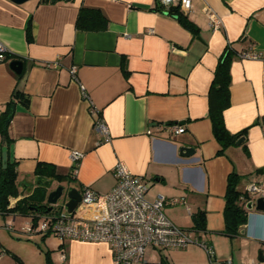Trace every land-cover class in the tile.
Wrapping results in <instances>:
<instances>
[{
    "label": "crops",
    "instance_id": "crops-1",
    "mask_svg": "<svg viewBox=\"0 0 264 264\" xmlns=\"http://www.w3.org/2000/svg\"><path fill=\"white\" fill-rule=\"evenodd\" d=\"M155 4L0 0V42L14 56L0 62V113L16 87L29 98L28 107L17 105L9 126L20 189L11 206L35 192L38 163L72 173L73 182H66L70 187L81 191L89 186L106 194L116 185V164L123 162L152 183L149 200L159 195L183 200L164 208L179 227L191 228L193 215L205 212L206 230L196 235L212 246L215 259L226 260L230 252L233 264H256V251L264 252V212L247 209V223L231 239L224 232V209L231 173L241 176L242 192L251 183L264 189V173L258 172L264 167V59L239 56L243 51L264 56V0H192L185 13L199 28L198 35L154 11ZM81 7L99 9L107 27L78 29ZM209 9L220 18L217 29L212 28ZM228 45L239 55L230 66V106L224 119L231 133L248 128L249 154L237 144L218 153L209 116L214 71ZM13 60L23 62L21 79L10 67ZM98 118L108 128V140L95 127ZM175 125L185 131L176 133ZM181 146L194 148V155L182 157ZM76 151L82 156L74 170ZM51 190L50 185L44 202ZM9 216L19 215L3 217ZM185 217L191 226L179 224ZM44 241L55 264H114L106 243L61 241L52 235ZM168 250L171 257L164 255L172 264H210L200 245Z\"/></svg>",
    "mask_w": 264,
    "mask_h": 264
},
{
    "label": "built area",
    "instance_id": "built-area-1",
    "mask_svg": "<svg viewBox=\"0 0 264 264\" xmlns=\"http://www.w3.org/2000/svg\"><path fill=\"white\" fill-rule=\"evenodd\" d=\"M159 1L165 7L179 6L183 12L192 8V0ZM208 15L212 28H219L221 22L218 15L211 9ZM5 51L0 42V62L1 54ZM239 56L243 59H264L263 55L254 51H243ZM71 72L75 77L76 68L73 67ZM90 109L92 114H97L93 105H90ZM95 127L106 140L109 139L108 128L102 119H96ZM173 128L176 133L185 131L180 125ZM81 156V152L72 153L75 164ZM114 175L116 185L108 193L101 194L85 186L79 190L82 198L73 212H69L66 207L67 198L62 204L58 201L51 211L30 216L31 222L23 228V233L33 236L52 235L61 241L70 239L106 243L111 248L114 264L141 263L148 247L159 250L183 249L191 243H197L214 256V251L194 231L179 227L166 216L165 206L181 203L182 199L159 195L155 200H149L146 194L152 183L133 174L123 162L116 164ZM245 192L250 195V201H255L262 196L264 189L257 183H251ZM7 227L13 229L11 222ZM193 234L196 235L195 239ZM60 260H65L63 251ZM214 264H217L216 260ZM222 264H232V261L226 260Z\"/></svg>",
    "mask_w": 264,
    "mask_h": 264
},
{
    "label": "trees",
    "instance_id": "trees-1",
    "mask_svg": "<svg viewBox=\"0 0 264 264\" xmlns=\"http://www.w3.org/2000/svg\"><path fill=\"white\" fill-rule=\"evenodd\" d=\"M49 2L50 0H41ZM154 11L167 14L175 18L184 28L192 32L194 35L199 34V28L189 19L185 12L179 6L171 5L165 7L159 0L153 7ZM108 20L104 14L95 8L81 7L77 17L76 26L81 30L98 31L107 27ZM28 41H32L30 27L27 29ZM238 54L233 46L228 45L221 55L218 64L214 71V77L209 91V116L212 121V130L214 137L220 144L218 153H223L226 148L236 145V142L241 137H246L248 128L243 129L238 133H231L225 124L224 111L230 106V85L231 73L230 66L233 58ZM239 55V54H238ZM14 56L7 51L1 54V61L13 59ZM23 73L18 75V79L22 78ZM29 106V98L19 88H15L10 96L9 101L5 104L4 110L0 113V214L7 215H22L32 216L37 213L46 212L49 204L45 201V197L52 181L58 182H73L72 173L61 174L56 166L48 163H38L35 174L40 177L39 183L35 188V192L31 196L23 197L11 206L10 199L18 197L20 194L18 184L17 161L11 156V145L14 139L10 136L9 126L16 113L17 105ZM246 154H249L246 140L241 144ZM7 151L8 159L6 167H3L2 153ZM74 170L77 168L74 165ZM259 173H264V167L258 170ZM242 178L236 173H231L228 176L227 190L225 194V234L231 239L239 235L240 229L247 223L248 210L247 202H250L251 197L247 192H242L239 189V184ZM195 224L187 229L195 233L204 232L206 230V214L204 211L196 212L193 215ZM49 235L42 236L45 240ZM208 244V243H207ZM208 246L213 250L212 246ZM41 248V246L39 245ZM43 251V250H42ZM208 254V253H207ZM18 264H24L22 259L14 255ZM210 264H214V256L209 255ZM46 264H55L51 258V251H45ZM145 264H172L167 256L162 255L158 261H147Z\"/></svg>",
    "mask_w": 264,
    "mask_h": 264
},
{
    "label": "rangeland",
    "instance_id": "rangeland-1",
    "mask_svg": "<svg viewBox=\"0 0 264 264\" xmlns=\"http://www.w3.org/2000/svg\"><path fill=\"white\" fill-rule=\"evenodd\" d=\"M59 185H63L65 189L68 188L69 186L66 182L60 184V182L58 181H53L51 183L52 189L56 188ZM65 199L66 196H62L59 199L58 203L62 204ZM186 216L189 217L188 214ZM188 217H185V219L179 224L182 225L183 227L191 226L192 220L191 219L189 220ZM31 219H32L31 217L19 215L13 221L12 216L4 218L0 214V255H1L0 264H18V261L14 255L21 257V259L24 261L25 264H46L45 251L48 250L47 242L42 240L41 236L38 235L33 236L23 233V228L26 226L28 222H31ZM9 222H11L13 229H9L7 227V224ZM195 237L196 235L193 234L194 239ZM39 245L41 246V248L39 247ZM193 245H198V244L191 243L187 247ZM170 253H172V251L168 249L159 250L153 247H148L144 255V261L139 264H145L146 261H150V262L158 261L160 257L164 254H167L169 255V257H171ZM261 254L264 255V252L262 250L256 251L255 254L256 264H264V260L261 261L262 258ZM230 256L231 253L229 252V254L225 257L226 260L232 261ZM215 260L217 264H222L224 261H226L221 259L219 256H217Z\"/></svg>",
    "mask_w": 264,
    "mask_h": 264
},
{
    "label": "water",
    "instance_id": "water-1",
    "mask_svg": "<svg viewBox=\"0 0 264 264\" xmlns=\"http://www.w3.org/2000/svg\"><path fill=\"white\" fill-rule=\"evenodd\" d=\"M16 3H24L29 0H12ZM62 0H50L51 3H55ZM69 1V0H64ZM11 69L17 74H21L23 71V62L21 60H13L10 62ZM246 140L245 137H241L237 140L236 144L241 145ZM179 153L182 157H190L194 155L195 149L191 147L181 146L179 147ZM8 159L7 151L2 153L3 167H6V162ZM64 192V186L59 185L53 190H51L47 195V203L49 204V208L47 212L51 211L54 204H56L62 196H66L67 202L66 207L69 212H73L75 208L81 201V192L76 187H70L66 194ZM246 208L248 210H255L258 212H264V196H259L255 201H250L247 203ZM195 221V220H194Z\"/></svg>",
    "mask_w": 264,
    "mask_h": 264
},
{
    "label": "flooded vegetation",
    "instance_id": "flooded-vegetation-1",
    "mask_svg": "<svg viewBox=\"0 0 264 264\" xmlns=\"http://www.w3.org/2000/svg\"><path fill=\"white\" fill-rule=\"evenodd\" d=\"M64 182H61L60 184H63ZM69 188H70V186H68V188H64V192L63 193H67L68 192V190H69Z\"/></svg>",
    "mask_w": 264,
    "mask_h": 264
}]
</instances>
